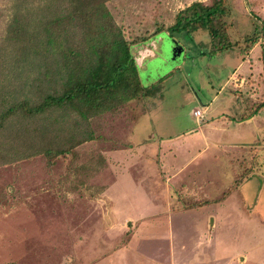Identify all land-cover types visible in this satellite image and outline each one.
Here are the masks:
<instances>
[{"label": "rangeland", "instance_id": "obj_1", "mask_svg": "<svg viewBox=\"0 0 264 264\" xmlns=\"http://www.w3.org/2000/svg\"><path fill=\"white\" fill-rule=\"evenodd\" d=\"M224 1L228 10L223 17L225 27L215 40L204 28L182 33L169 29L179 11L193 2L210 4L212 0H113L107 4L127 39L145 37L131 45L132 72L147 90L145 97L114 95L86 110L85 116L67 109L44 114L22 124L28 131L25 143L15 134L23 132L21 126L18 130L6 127L0 135V149H7L0 154V264H173V260L182 264L184 252L178 243L183 238L169 235L174 228L165 213L156 221L142 222L136 232L138 222L118 218L120 212L105 192L110 186L115 195L114 184L121 177L124 209L132 195L148 205L151 200L144 187L127 188L133 182H145L141 170L144 165L146 170L160 166L159 157L109 154L157 135L165 139L185 136L186 131L200 125L191 114L196 102L206 105L221 88L223 96L231 89L245 92L242 97H250L248 104H254L249 112L264 101V39L249 52L243 51L246 38L254 31H264V0ZM11 7L7 0H0V16L8 20ZM2 19L0 41L7 24L1 23ZM90 36L85 40L91 41ZM76 40L84 41L83 37ZM218 43L228 47L220 51ZM16 54L5 56L8 66L22 73V86L28 95L40 99L49 89V72L42 68L47 61L26 53L13 60ZM7 64L1 68L6 73ZM5 76L0 71V83L5 82ZM15 78L0 89L9 90ZM198 108L202 110L201 105ZM259 132L262 138L259 134L256 145L264 142V125ZM48 139L55 143L54 148L68 151L47 154ZM22 143V149H16ZM182 159L185 157L177 158L174 165ZM227 222L228 227L233 224ZM171 223L179 224L176 219ZM173 244L175 256L171 260Z\"/></svg>", "mask_w": 264, "mask_h": 264}, {"label": "crops", "instance_id": "obj_2", "mask_svg": "<svg viewBox=\"0 0 264 264\" xmlns=\"http://www.w3.org/2000/svg\"><path fill=\"white\" fill-rule=\"evenodd\" d=\"M239 89L223 96L221 88L206 105L198 100L196 109L201 105L203 115L196 118V109L191 114L200 125L186 131L185 136L165 139L157 135L109 154L159 157L160 166L146 170L144 165L141 170L145 182H133L127 188L144 187L151 200L148 205L132 195L124 209L121 177L114 184L115 195L110 186L105 192L109 203H115L120 212L118 218L138 222L136 232L142 222L156 221L165 213L174 228L169 235L183 238L178 243L184 252L182 264H264V142L255 143L264 125V108L249 112L254 104H248L250 97H245V103V92ZM180 157L185 159L174 165ZM119 166L124 171V166ZM174 219L179 224L171 223ZM227 221L233 224L228 227ZM174 256L175 244L170 250L171 260Z\"/></svg>", "mask_w": 264, "mask_h": 264}, {"label": "trees", "instance_id": "obj_3", "mask_svg": "<svg viewBox=\"0 0 264 264\" xmlns=\"http://www.w3.org/2000/svg\"><path fill=\"white\" fill-rule=\"evenodd\" d=\"M93 1L7 0L12 11L8 20L5 19L7 16H0V19L3 18L1 23H7L5 37L0 41V71L6 79L0 85L10 81L14 75L17 78L11 83L12 89H0V135L8 125L17 130L21 126L23 132L15 134L25 143L28 131L22 124L29 120L63 109L78 111L85 116L86 110L114 95H124L129 99L145 95L147 90L140 86L132 72L131 54V45L145 37H125L117 24L116 14L107 8L113 0ZM227 13L224 0H212L210 4L193 2L176 14L169 29H179L182 33L192 28H204L215 40L222 36L221 31L225 27L223 17ZM98 23L100 26L97 27ZM92 24L93 28H90ZM88 36L91 41L85 40ZM77 37H83L84 41L77 42ZM262 38L263 30L260 29L259 33L254 31L245 39L243 51L249 52ZM78 43L80 45H76ZM217 45L220 51L228 47V44L224 47L219 43ZM10 49L12 53H17L13 60L18 61V55L26 53L41 56V62L47 61L42 68L49 72L46 81L49 89L41 93L40 99L28 95L22 86V73L8 66L5 56L12 54L8 53ZM261 62L264 71V50L261 51ZM5 64L7 73L1 69ZM24 83L28 85L29 80L25 79ZM3 90L7 93L4 94ZM262 108L264 101L252 113ZM23 143L16 145V149H22ZM55 146L54 142L46 140L45 152L60 154L68 151ZM6 150L0 149V154ZM38 151L39 146L36 153Z\"/></svg>", "mask_w": 264, "mask_h": 264}, {"label": "built area", "instance_id": "obj_4", "mask_svg": "<svg viewBox=\"0 0 264 264\" xmlns=\"http://www.w3.org/2000/svg\"><path fill=\"white\" fill-rule=\"evenodd\" d=\"M193 115H194L196 118H201L203 114H202L201 110L196 109V110L193 111Z\"/></svg>", "mask_w": 264, "mask_h": 264}]
</instances>
